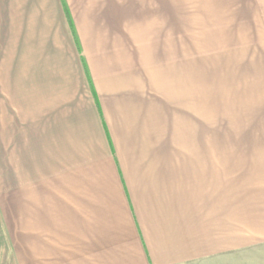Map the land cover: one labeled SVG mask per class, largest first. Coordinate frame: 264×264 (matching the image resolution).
<instances>
[{"label": "crops", "instance_id": "1", "mask_svg": "<svg viewBox=\"0 0 264 264\" xmlns=\"http://www.w3.org/2000/svg\"><path fill=\"white\" fill-rule=\"evenodd\" d=\"M3 1L31 82L0 123V210L39 264H231L249 217L264 238V129L252 175L225 119L200 112L198 27L126 0ZM239 3L236 23L264 25V0ZM240 88L264 117V80Z\"/></svg>", "mask_w": 264, "mask_h": 264}, {"label": "rangeland", "instance_id": "2", "mask_svg": "<svg viewBox=\"0 0 264 264\" xmlns=\"http://www.w3.org/2000/svg\"><path fill=\"white\" fill-rule=\"evenodd\" d=\"M126 1L134 2L137 18L143 17L144 9H148L153 17L182 18L185 34L192 25L199 28L200 112H214L217 119H225L232 133L233 160L248 161L254 175L255 164L250 162L246 151L255 144L253 130L264 129V117L262 114L257 117L256 106L247 103V97L251 96L246 92L248 88L240 86L264 80V25L236 23L239 0ZM225 3L232 9L224 11ZM21 22L17 21L16 10L10 3L5 8L4 1L0 0V118L3 117L0 123L5 126V117L16 113L15 102L30 91L31 57L25 38L26 26ZM22 68L29 73L19 72ZM3 187L0 176V193ZM2 210L0 264H39L43 255L40 250L32 249L31 234H17L14 214L5 209L4 217ZM248 223L247 249L233 250L231 264H264V238L251 230L252 218H248ZM20 228L24 229L25 225L21 224Z\"/></svg>", "mask_w": 264, "mask_h": 264}, {"label": "trees", "instance_id": "3", "mask_svg": "<svg viewBox=\"0 0 264 264\" xmlns=\"http://www.w3.org/2000/svg\"><path fill=\"white\" fill-rule=\"evenodd\" d=\"M75 36H76V34H75ZM78 43V42H77ZM82 61H83V63H85V60H84V58H82Z\"/></svg>", "mask_w": 264, "mask_h": 264}]
</instances>
